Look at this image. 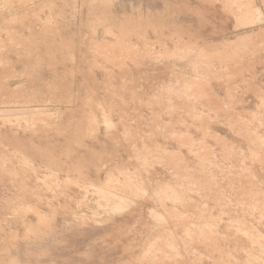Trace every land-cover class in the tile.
<instances>
[{"label": "rangeland", "instance_id": "1", "mask_svg": "<svg viewBox=\"0 0 264 264\" xmlns=\"http://www.w3.org/2000/svg\"><path fill=\"white\" fill-rule=\"evenodd\" d=\"M0 264H264V0H0Z\"/></svg>", "mask_w": 264, "mask_h": 264}, {"label": "bare ground", "instance_id": "2", "mask_svg": "<svg viewBox=\"0 0 264 264\" xmlns=\"http://www.w3.org/2000/svg\"><path fill=\"white\" fill-rule=\"evenodd\" d=\"M262 17H263V16H262ZM219 26H220V25H219ZM167 68H168V67H167ZM174 68H175V67H174ZM172 69H173V68H172ZM194 76H195V75H194ZM196 76H197V75H196ZM205 79H206V78H205ZM189 87H190V86H189ZM186 88H187V87H186ZM189 89H190V88H189ZM181 93H182V92H181ZM175 94H176V93H175ZM185 94H186V93H185ZM257 94H259V93H257ZM262 96H263V95H262ZM24 108H25V107H24ZM29 108H30V107H29ZM27 110H28V109H27ZM13 111H14V110H13ZM28 112H29V110H28ZM28 112H27V113H28ZM15 113H16V112H15ZM24 113H25V112H24ZM110 121H111V120H110ZM111 123H112V122H111ZM109 125H110V124H109ZM114 125H115V124H113V126H114ZM110 126H112V125H110ZM109 128H110V127H109ZM128 155H129V154H128ZM130 155H131V154H130ZM103 166H104V165H103ZM145 183H146V182H145ZM87 184H88V183H87ZM89 184H91V183H89ZM89 184H88V185H89ZM94 187H95V186H94ZM102 188H103V187H102ZM210 189H211V188H210ZM107 191H110V190L108 189ZM110 192H111V191H110ZM114 192H115V191H114ZM190 192H191V191H190ZM113 194H114V193H113ZM115 194H116V193H115ZM115 194H114V195H115ZM121 195H124V194H121ZM195 195H196V194H195ZM125 196H126V195H125ZM125 196H124V197H125ZM122 197H123V196H122ZM122 197H121V198H122ZM114 198H115V197H114ZM126 198H127V197H126ZM129 198H130V197H129ZM115 199H116V198H115ZM175 199H176V198H175ZM121 203H122V202H121ZM127 209H128V208H127ZM155 210H156V209H155ZM121 212H122V210H121ZM153 212H154V211H153ZM163 212H164V210H163ZM163 212H162V213H163ZM117 213H118V212H117ZM162 213H161V215L159 216L160 218H163V217L165 216V215H164V216L162 217V215H163ZM127 214H128V213H127ZM156 214H157V213H156ZM156 214H155V215H156ZM159 214H160V213H159ZM157 215H158V214H157ZM166 215H167V214H166ZM153 216H154V215H153ZM112 217H113V216H112ZM156 217H157V216H155V218H156ZM159 217H157V218H159ZM166 218H167V216H166ZM160 220H162V219H160ZM160 220H159V221H160ZM164 221H168V220H167V219L165 220V218H164ZM164 221H162V222L164 223ZM166 224H167V223H166ZM227 224H228V223H227ZM164 225H165V224H164ZM160 226H161V225H160ZM118 228H119V227H118ZM120 228H121V226H120ZM203 229H204V228H203ZM173 231H174V230H173ZM171 237H172V236H171ZM173 237H174V236H173ZM131 238H132V237H131ZM157 238H158V237H157ZM132 240H133V239H132ZM172 241H173V240H172ZM178 241L180 242V240H178ZM178 241H176V243H179ZM87 244H88V243H87ZM174 245H175V244H174ZM174 245H173V246H174ZM177 245H179V244H177ZM173 246H172V247H173ZM181 247H182V246H181ZM25 248H26V247H25ZM167 248H168V247H167ZM173 249H174V248H173ZM175 249H176V248H175ZM123 252H124V251H123ZM133 252H134V251H133ZM149 252H151V250H150ZM141 253H142V252H141ZM179 255L181 256V254H179ZM109 256H110V255H109ZM98 258H99V257H98ZM133 259H134V258H133Z\"/></svg>", "mask_w": 264, "mask_h": 264}]
</instances>
